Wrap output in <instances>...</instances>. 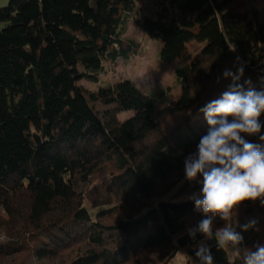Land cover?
Listing matches in <instances>:
<instances>
[{
  "label": "trees",
  "instance_id": "1",
  "mask_svg": "<svg viewBox=\"0 0 264 264\" xmlns=\"http://www.w3.org/2000/svg\"><path fill=\"white\" fill-rule=\"evenodd\" d=\"M139 1L0 7V210L8 219L1 227L16 232L14 254L42 263L68 253L67 264H170L179 253L184 264L195 260L202 236L192 240L186 229L202 213L189 199L164 198L176 187L179 197L199 191L183 161L208 130L199 109L232 83L225 70L242 68L238 83L264 88V0H157L150 14ZM130 20L158 44L161 63L176 60L189 39L201 44L175 70L179 101L126 78L78 90L81 80L97 81L104 62L137 53L123 38ZM120 113L133 115L118 121ZM249 140L259 143L258 135ZM97 187L103 193L94 204ZM230 215L243 245L264 242L259 198ZM214 224L225 221L217 215ZM207 243L214 264H242L226 245Z\"/></svg>",
  "mask_w": 264,
  "mask_h": 264
},
{
  "label": "clouds",
  "instance_id": "2",
  "mask_svg": "<svg viewBox=\"0 0 264 264\" xmlns=\"http://www.w3.org/2000/svg\"><path fill=\"white\" fill-rule=\"evenodd\" d=\"M242 75V68L235 74L225 70L224 78H231L232 83L218 99L199 109L208 130L183 161L185 179H196L200 185L198 192L187 197L202 213V218L186 229L192 240L197 234L202 236L194 245L193 264H214L207 243L212 240L218 248L226 245L242 264H264V242L243 245L230 215L243 201L259 198L264 206V135H260L264 128L260 120L264 114V88L257 90L250 80L238 83ZM251 135H258L259 143L246 138ZM217 215L225 221L223 227H215Z\"/></svg>",
  "mask_w": 264,
  "mask_h": 264
},
{
  "label": "rangeland",
  "instance_id": "3",
  "mask_svg": "<svg viewBox=\"0 0 264 264\" xmlns=\"http://www.w3.org/2000/svg\"><path fill=\"white\" fill-rule=\"evenodd\" d=\"M157 0H140L139 5L144 9L146 14H150L154 8ZM9 3V0H0V7H5ZM124 39L132 40L137 44L139 49L129 60H117L114 64H109L104 62L103 69L98 74L97 81L95 83L81 80L77 83V88L82 93H88L96 91L100 86H106L113 84L115 81L120 79H128L134 82L137 88L142 91H148L151 89L157 90H169L174 96L176 101L182 98L181 90L175 79V70L178 66L187 63L192 55H194L200 48L201 44L197 39H189L180 46L179 57L171 63H161L159 61V46L157 43L147 39L141 31L134 25L133 21L130 20L126 25V32L123 35ZM133 113H120L117 117L118 121H123L131 117ZM245 135V134H242ZM250 139V136H246ZM194 148L193 152L195 151ZM101 187H97L91 195L94 204H98L100 201L98 197L100 196ZM179 187H176L169 194L165 196L164 199H175V200H186L187 197L192 193L190 190L186 192V195L179 197L180 194ZM90 202L85 201L84 205L90 210L95 212L96 209L90 208ZM93 208H95L93 206ZM117 214V211H116ZM124 213L118 212L117 216L121 217ZM114 219L109 220L112 222ZM8 221L6 214L0 210V264H67L68 259L61 261L67 254L61 255L60 258L51 259L48 262H38L32 260L31 254L23 251L14 254L11 249L18 245V241L15 239L16 232L10 233L7 226L1 227ZM264 231V223L262 227ZM17 244V245H16ZM19 248V247H18ZM186 261V256L183 253H179L170 264H184ZM193 264V262H191Z\"/></svg>",
  "mask_w": 264,
  "mask_h": 264
}]
</instances>
